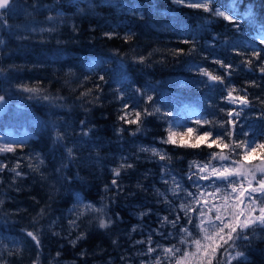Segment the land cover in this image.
Returning a JSON list of instances; mask_svg holds the SVG:
<instances>
[{"label":"trees","instance_id":"trees-1","mask_svg":"<svg viewBox=\"0 0 264 264\" xmlns=\"http://www.w3.org/2000/svg\"><path fill=\"white\" fill-rule=\"evenodd\" d=\"M212 6L238 24L173 0H13L0 10V96L7 97L2 90L10 82L39 89L19 103L1 102L10 104L0 112V136L7 126L22 136L0 138V145L16 148L0 153V164L7 165L0 171V264H155L157 258L175 264L163 250L188 247L181 243L182 229L190 239L200 237L197 214L190 213L188 223L180 204L192 202L186 193H197V185L204 193L225 188L221 181L189 179L197 171L190 163L207 162L219 149L163 144L166 130L191 127L195 137L209 127L196 121L207 120L214 134L223 133L228 126L219 124L235 109V138L264 140V75L260 61L243 63L254 51L264 61V0H213ZM217 60L233 65L222 84L200 72L224 75ZM229 87L235 95L247 88L251 106L229 104ZM145 109L154 114L142 116L140 131L120 119ZM141 148L162 150L170 159ZM124 162L133 167L114 177ZM222 163L230 161H212ZM174 181L181 186L178 195ZM79 201L103 207L110 226L100 228V213L80 208ZM29 231L38 234L39 247ZM81 234L85 238L77 240ZM247 234L248 240L217 256L219 264L235 251L244 255L231 264H264V229Z\"/></svg>","mask_w":264,"mask_h":264},{"label":"snow or ice","instance_id":"snow-or-ice-1","mask_svg":"<svg viewBox=\"0 0 264 264\" xmlns=\"http://www.w3.org/2000/svg\"><path fill=\"white\" fill-rule=\"evenodd\" d=\"M178 5H183L191 9L202 10L209 15L222 17L224 20L229 21L233 25H237L238 21L233 16L227 15L220 8L213 7V0H173ZM13 4V0H0V10L10 9ZM52 19L51 16L48 17ZM109 35L110 34H106ZM264 44V39L260 41ZM3 43V41H0ZM239 54V53H238ZM261 53L254 51L252 57L243 61L244 65L251 67L253 60L260 61L258 71L264 75V61L260 59ZM144 58L140 57V62H143ZM220 68L224 69V75L213 74L207 69H201L202 75L208 77L209 81L214 83H224L226 76L232 74L233 65L227 64L222 60L215 61ZM102 80L103 77H100ZM250 86H255V82H250ZM22 89L30 93H38L39 89L35 87L21 86ZM243 94L235 95L237 92L235 87H229L227 89V95L224 99L233 105H240L241 108L250 107L252 101L247 96V88L240 90ZM43 99L47 100L49 97L44 96ZM151 97L148 100L151 101ZM4 101V97L0 96V102ZM260 103L264 105V100H260ZM127 108V105H125ZM156 113H159L157 108ZM154 113L147 111L134 112V118L127 119L128 113L120 116L122 121L130 125H137L136 131H140L139 125L142 124V116L153 115ZM227 116L231 119L221 122L220 128H224L227 125V129L223 133L214 134L211 130L213 122L197 120L196 124L201 128L204 125L209 127L202 132L198 131L195 137H193V129L191 127L184 131L177 132L173 128L169 127L166 132L167 135L161 139V143L170 144L176 147L199 149L202 145L211 149L213 146L219 149V151H213L209 153L207 162L193 161L190 163L189 168L197 169L193 172L189 179L194 177L197 180L205 182L221 181L224 183L225 188L216 187L215 191L211 193H204L199 191L197 185V193L187 192V196L192 198V202L189 204L181 203L180 209L184 211L188 216V223H193L190 213L197 214L196 227L199 229L201 235L199 238L190 239L192 233L187 228L182 229L186 233V238L181 240L182 244L188 245V247L181 250L173 245L170 248L164 249L166 256L175 262V264H219L217 256L226 251L228 248L235 249L237 247V241L248 240L247 233L254 231L256 228L264 229V140H237L235 138V117L240 113L235 109L227 111ZM164 115H167L165 113ZM261 118H264V112L261 114ZM123 131V129H122ZM135 135V132L133 133ZM57 139H62L58 134ZM210 141V142H209ZM16 148L11 144L0 145V153L14 152ZM142 152H151L154 156L159 157L160 160L170 159L166 153L156 148H141ZM227 152V154H226ZM69 156L72 155V150H68ZM235 155L237 159H232ZM257 158L260 162L258 164L252 162V158ZM230 161L228 164H220L219 166L213 165L212 161ZM42 163V161H41ZM7 165L0 164V171H3ZM19 166L17 165V168ZM133 165L126 162L121 163L117 168L113 169L114 177H119L121 170L125 168H131ZM17 168H13L16 176H21L22 173L17 171ZM175 183V181H174ZM112 185L119 187L116 178L112 180ZM181 186L179 183H175V187L172 189L175 195L179 194ZM217 194H220L219 199L222 203H215ZM208 197L213 198V202L210 203ZM84 208L88 211H94L100 213L97 217L100 228H108L111 224V219H105V209L95 208L94 205H84ZM81 215L83 213H80ZM167 217L164 218L167 221ZM179 220V216L177 217ZM75 226V221L70 222ZM175 225L176 221H171ZM27 236L35 242L36 246H40V239L37 233L29 231ZM84 234L77 237V240L84 239ZM73 244L76 241H72ZM137 243H145V241H137ZM147 243V254H152L156 251L151 247V238L149 237ZM59 255V253H57ZM230 259L227 264H231V260L243 257L244 253L235 251V255L231 252L228 253ZM35 264V262H34ZM146 264V262H142ZM155 264H161L159 258H157Z\"/></svg>","mask_w":264,"mask_h":264},{"label":"rangeland","instance_id":"rangeland-1","mask_svg":"<svg viewBox=\"0 0 264 264\" xmlns=\"http://www.w3.org/2000/svg\"><path fill=\"white\" fill-rule=\"evenodd\" d=\"M7 85H8V82H7ZM9 87H10L9 89H6V88L4 90L1 89L3 91V94H6V96H7L5 98V95H3L4 99H6L5 101H7V99L8 100L10 99L14 103H16V101L18 102L19 98L29 97V94H28L29 92L24 91L22 89L21 85L14 84V82H10V86ZM9 104L10 103L7 104V102H4V103L0 102V112L6 106H8ZM20 105H22V104L20 103ZM12 106L15 107V104H13ZM3 134L4 135H1L0 138L3 141H8L9 140V142H12V141L16 140V138H18V136H22L19 131L15 130V129H12L10 126H7L5 128V130L3 131ZM78 203L80 204V208H83L84 202L79 201ZM10 239H11V237H10Z\"/></svg>","mask_w":264,"mask_h":264},{"label":"water","instance_id":"water-1","mask_svg":"<svg viewBox=\"0 0 264 264\" xmlns=\"http://www.w3.org/2000/svg\"><path fill=\"white\" fill-rule=\"evenodd\" d=\"M238 105V104H237Z\"/></svg>","mask_w":264,"mask_h":264}]
</instances>
